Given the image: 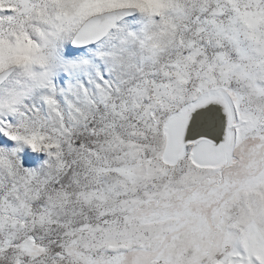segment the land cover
<instances>
[{
  "label": "snow or ice",
  "instance_id": "6c2138e0",
  "mask_svg": "<svg viewBox=\"0 0 264 264\" xmlns=\"http://www.w3.org/2000/svg\"><path fill=\"white\" fill-rule=\"evenodd\" d=\"M0 264H264V0H0Z\"/></svg>",
  "mask_w": 264,
  "mask_h": 264
}]
</instances>
